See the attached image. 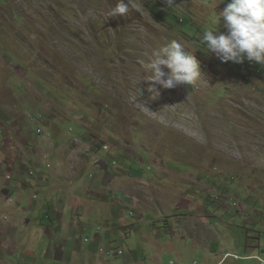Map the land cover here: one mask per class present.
<instances>
[{
	"label": "rangeland",
	"instance_id": "1",
	"mask_svg": "<svg viewBox=\"0 0 264 264\" xmlns=\"http://www.w3.org/2000/svg\"><path fill=\"white\" fill-rule=\"evenodd\" d=\"M229 2L130 0L135 9L105 19L118 0H0L1 141L41 138L30 116L42 113L59 124L49 144L67 172L85 169L77 181L104 199L61 259L54 244L68 229L53 239L56 223L40 216L1 231L15 223L1 206L0 264H264V66L221 62L199 43L215 14L227 31ZM174 38L196 53L201 78L156 85L153 98L144 65ZM96 159L116 174L109 187Z\"/></svg>",
	"mask_w": 264,
	"mask_h": 264
},
{
	"label": "crops",
	"instance_id": "2",
	"mask_svg": "<svg viewBox=\"0 0 264 264\" xmlns=\"http://www.w3.org/2000/svg\"><path fill=\"white\" fill-rule=\"evenodd\" d=\"M2 118L10 117L4 115ZM15 122L17 123L16 120ZM55 125L59 124H51L50 122L45 124L48 130ZM58 131H60V127ZM26 134L27 137L22 132L16 139L13 135H6V132H4L2 141L0 139L2 148V152H0V207L5 208L10 217H14L15 222L9 224L8 228L1 229V231L12 232L22 222L27 225L34 221L38 223L40 216L44 220L46 218L52 223L55 222L56 225L52 226L53 230L51 227H46V232L51 238H56L60 231L62 232L64 229H68L67 233L69 235L68 239L54 244V251L56 248L58 249L56 257L61 259L66 254V249L72 248L75 252L78 247V241L75 238V225H80L78 220L80 216L91 214L93 207L98 203L94 201V197L102 195V191L89 182L79 184L77 177L85 169L71 168L67 172L69 168H66V166L70 163L69 158L62 153L63 151L55 149L56 144L50 145L48 139L44 136L39 138L38 136H31L32 134ZM28 137L30 139H27ZM19 141H24L25 144ZM63 145L65 144H61V146ZM49 146L54 147L52 152L47 149ZM54 156H60V161L54 165L52 164L53 168L49 170L46 163H49V160ZM96 163L101 165L102 161L98 160ZM31 164L33 167H31ZM33 168H35V176L31 175L29 171ZM103 168H106V166L103 165ZM6 173H11L13 177L10 176V180H7ZM107 182L108 179H104V185L109 187ZM90 189L93 191V195L90 193ZM5 195L13 198H10V200H13L12 203L16 204V209L8 206L13 204L5 201V199H8ZM100 201L103 202L101 204H104L103 198H100ZM81 212L83 215H81ZM29 214H31V217H27ZM64 214H67L70 218L72 217V222H67ZM60 223L62 225H58ZM70 226L72 228L69 230Z\"/></svg>",
	"mask_w": 264,
	"mask_h": 264
},
{
	"label": "clouds",
	"instance_id": "3",
	"mask_svg": "<svg viewBox=\"0 0 264 264\" xmlns=\"http://www.w3.org/2000/svg\"><path fill=\"white\" fill-rule=\"evenodd\" d=\"M172 2L173 0H167L168 4ZM129 6L135 9L130 0H127V3L125 0H118L115 6L104 13L105 19L126 15ZM221 15L224 17V27L227 31L219 30L220 17L215 14L213 27L203 31L199 43L221 62L242 64L247 60L264 66V0H230ZM189 47L188 42L174 38L148 54V63L144 65V73L147 75L143 79L152 82L148 91L153 93V98L159 95L156 85L173 89L181 85L194 86L199 82L202 75L201 63L196 53L189 51ZM45 120L44 116V125ZM47 139L49 141V138ZM104 149L109 150L108 145H104ZM98 160H101L102 164L95 165L105 172L108 180L111 176H116L110 171L109 162L105 159L95 161ZM103 165L106 168H103ZM33 171L35 176L36 172Z\"/></svg>",
	"mask_w": 264,
	"mask_h": 264
},
{
	"label": "built area",
	"instance_id": "4",
	"mask_svg": "<svg viewBox=\"0 0 264 264\" xmlns=\"http://www.w3.org/2000/svg\"><path fill=\"white\" fill-rule=\"evenodd\" d=\"M30 119L32 122H38L39 127L37 128V132L39 134H44V136H46L47 138H50L51 135L48 132L47 127L43 124V120H44V115L42 113H39L37 115H31ZM0 152H2V148L0 147ZM30 174L33 175L34 171L31 169L30 170ZM6 179L10 180V176H12L11 173H7L6 175Z\"/></svg>",
	"mask_w": 264,
	"mask_h": 264
},
{
	"label": "trees",
	"instance_id": "5",
	"mask_svg": "<svg viewBox=\"0 0 264 264\" xmlns=\"http://www.w3.org/2000/svg\"><path fill=\"white\" fill-rule=\"evenodd\" d=\"M48 129V128H47ZM39 134V133H38ZM42 136H44V134H42ZM114 177V176H113ZM131 215L132 216H135V213L134 212H131ZM119 251H122V250H119ZM111 253V252H110Z\"/></svg>",
	"mask_w": 264,
	"mask_h": 264
}]
</instances>
